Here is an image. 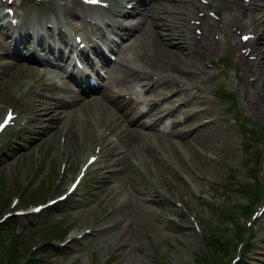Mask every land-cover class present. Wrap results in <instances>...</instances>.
I'll return each mask as SVG.
<instances>
[{
  "label": "rangeland",
  "instance_id": "374dc122",
  "mask_svg": "<svg viewBox=\"0 0 264 264\" xmlns=\"http://www.w3.org/2000/svg\"><path fill=\"white\" fill-rule=\"evenodd\" d=\"M2 1L5 5L11 4L7 0ZM42 1V7L31 5L17 10L26 15L32 11L44 13L57 8L60 13L63 0ZM64 1L67 10L74 4L73 0ZM226 2L214 0L212 6L204 7V11L214 19H224ZM179 3L183 2L156 0L150 11L153 17L151 26L156 31L153 34L148 32L143 21L138 29L133 30L138 33L129 41L126 51H150V37L157 36L163 44L167 43L168 49L177 50L172 55H165L166 59L181 62L182 56L185 67H190L193 60L188 46L184 49L187 53L181 54L178 49V44L188 36L185 13L183 9L174 7ZM212 10H217L221 16L214 17L210 14ZM73 16L75 24L83 29L85 18L78 13ZM205 17L210 20L208 29L217 27L214 20ZM246 19H249V23L245 21L247 28L251 17L247 15ZM6 33L7 29L0 27L1 41H5ZM235 39L237 37L232 36L228 29L219 25L208 45L209 51L204 55V65L210 70L206 76L179 73L189 81L186 84L192 95L200 87L198 94L201 101L183 103L180 110L191 115L195 119L193 123L201 128L198 136L186 138L198 141L195 148L199 151L187 150L189 153L169 156L168 162L158 160L156 166L142 164L138 168L133 166L134 161L130 171L117 174L116 177L123 178V191L137 189L142 192L139 201L128 199L123 206L117 203L112 208L117 179L111 180L109 173H104L100 182L106 187L95 194L96 181L90 173L74 199L45 209L54 212L49 213L47 218L38 214L34 215L35 220L25 221L23 219L32 214L30 209L33 206L46 203L66 191L79 172L78 163L84 161L82 157L86 150L75 138L76 146L70 158L65 161L64 154L60 159L58 142L63 121L58 124L55 113L52 118L37 120L19 131L16 125L11 127L13 135L19 134L16 137L19 142L14 145L8 144L10 141H5L8 134H3L0 137V228L8 225L7 222L17 215L14 210L23 209L29 213L18 215L23 221L17 227L11 226L6 230L0 241V264H264V214L261 215L264 207V101H261L260 110L253 109V105L249 107L251 97L254 99L249 90L257 89L256 83L261 84L260 95H264V73L253 77L248 92L244 91L243 79L237 74L239 61ZM261 43L264 45V39ZM229 45L233 46L235 54V64L230 63V69L225 55ZM152 47L156 49V44ZM10 56L0 50V109L3 113L4 103L8 102L19 109L24 118L32 117L34 121L38 116H32V106L24 102L26 98H31L29 91L19 94L20 97L16 94L18 90L24 91L26 81L39 77V72L22 59ZM188 58L190 61L186 60ZM146 59L149 56L138 60L137 66L147 63L146 67H153ZM119 73L123 75V81L140 78L138 74L127 77L123 70ZM172 73L178 75L174 71ZM115 80L113 77V82ZM218 85L235 88L236 101L232 106H229L231 98L216 96ZM181 86L180 92L183 91ZM32 88L38 89L36 84ZM107 91L112 93L109 89ZM40 99H43L41 94L34 98ZM238 108L249 119L245 117L242 118L244 121H240L236 117ZM188 125L185 123V127ZM90 131H94L92 127L86 132ZM23 135L25 137L21 140ZM71 140L69 137L67 147ZM94 144L86 146L93 148ZM143 152L151 151L146 148ZM130 153L134 155L132 150ZM152 179L157 182L153 183ZM239 184L241 188H238ZM160 191L167 193L169 198L161 197ZM123 194L120 192V195ZM97 213L100 214L99 220ZM116 222L120 225H114ZM88 229L91 231L86 233ZM16 233L21 235L18 251L12 240ZM60 234L64 236L52 239ZM72 236L76 238L70 240ZM118 250L120 254L114 255Z\"/></svg>",
  "mask_w": 264,
  "mask_h": 264
},
{
  "label": "bare ground",
  "instance_id": "6f19581e",
  "mask_svg": "<svg viewBox=\"0 0 264 264\" xmlns=\"http://www.w3.org/2000/svg\"><path fill=\"white\" fill-rule=\"evenodd\" d=\"M106 1L109 2V6L108 7L99 6V5L98 6L100 8H102V9L109 10L111 13H113V12H116V13L121 12V11H123V9L125 7L124 6L125 0H118L116 2H111L112 0H106ZM199 1L200 0H186L183 3H179V6H175L174 5V7H179V8H182L183 9L185 7V5H186V2H189V8H188L189 12H188L187 15H189V19L191 18V20H192V18L195 17L193 14H196L197 8L201 7V4L199 3ZM209 1L211 2V0H209ZM155 2H156V0H153V2H152L153 7L155 6ZM179 2H181V1H179ZM254 3H255V7L251 8L250 3L246 2L245 0H228V3L226 4V8L228 10L233 11V7H235L237 9V12L234 13V14H232L224 22V25L226 27H229V28H234V29H236V28H246V22L245 21H246L247 15H249L251 17V19H252V24H253L252 30L251 31H243L242 33L254 32L257 35V39L258 40H256V43L255 44L253 43L254 46L252 44L249 47L250 48V52H251V49L253 48L254 51L257 53V59L254 60V61H251L250 60V57H249L250 54H246V52L243 51V48L245 46H247L248 42H250L252 38H249V40L247 42H245V43L242 40H236V43H234V44H236V50H237V52L240 53V55H239L240 64H241V67L240 68H241V70L243 72L244 77L247 80V83H249L248 81H250L251 78H252V76H253V73H251L252 72V65L251 64L254 65V70L259 75H261L262 73H264V46H263V44L260 43V41L262 40V38L264 36V18H263V14L261 13V11H263V10L260 8V6L257 4L256 1ZM169 5H171V4H169ZM77 7L84 14H88V10H90L91 8H94L92 6L85 7V6H82V5H79ZM253 9H256V11H260V12H257V14L255 15V21L253 20V12H252ZM92 15L93 16H96V13H93ZM99 18L102 19V20H104V17L102 15H100ZM196 18H198V17H196ZM201 18H202L203 24L206 27V30L204 32V35L210 37L213 34V31L216 29V26H213L211 29H208L207 28V25H209L210 20L207 19V17H201ZM48 20L51 21L50 19H48ZM30 21L33 24L37 23L36 27H34V28L31 29L29 27H26V26L20 25V24L16 25L15 27H11V29H13V30L10 31V35L14 38V41H15V43L17 45L27 44V43H29L31 41L42 42L43 39L45 38V35L46 34H49V32L51 31V28L49 26L45 25L43 23V21L40 20V19H34L33 17H30ZM106 22L115 24L117 22V18H115L114 16H110L109 19L106 20ZM194 24H195V22L194 23H191V24H189L187 26L188 31H192V29L194 28ZM212 24H214V23H212ZM131 26L135 27V26H138V24L137 25L132 24ZM14 28H15V30H14ZM198 37L199 36L197 34H195V38L193 39V42H194L195 45L200 46L199 42L201 41V39H199ZM183 40H184V42L178 44V49L182 52L181 53L179 51L181 54L187 53L186 51H184V49H185V47H187L188 45L190 46V44H191V42L189 41V37L188 36L184 37ZM154 44H156V49H157V52H158V56L160 57L161 63L165 64L163 66V68H167L168 67V68H173V69H176V70L179 69V68L180 69L181 68L182 69L183 68L184 69L187 68V67H185V64L183 63L184 59H183L182 56H180V61L181 62H173V61H170L169 59L168 60L166 59V56L167 55H172L173 52L174 51H177V50H174L173 51L171 49H168L167 48L168 46L166 45L167 43H164L163 44V42H161V41L158 40L157 36H155V37L152 36V38L150 37V45H151V47ZM188 50H189V48H188ZM200 50L203 53V50H202L201 46H200ZM194 56H195V54L192 53L191 59L193 61H191V66H190L189 71H193L192 68L195 67L194 66L195 65L194 64V61H195ZM150 71H152V70H150ZM138 76H140V78H142V77L144 78L145 77L144 74H139V73H138ZM146 78L148 79V82L149 83L155 82L157 85L159 83H163L164 84L165 82L174 83V86H175V88H177V90H181L182 89L181 79H180V81H177L179 79L177 76H169V75H165L163 73H160V75L154 76V73H153L152 75H149ZM135 80H137V77L131 79L129 82L130 83H134ZM167 89H169V88L167 87ZM262 89L264 90V80H263V83H262ZM108 92L107 91H104L102 93V95H103L104 98H108ZM153 92H157V91H153ZM112 95L113 94L109 92V96H112ZM253 97L255 98V102L258 103V104H260V102L262 101V97L260 95V92L257 91V90H254ZM95 100H96V98L93 101H95ZM87 102H89V101L87 100L85 103H87ZM31 103H32V106L36 110H38V109L44 110V107L46 106V103L47 102L44 99H40V100H34V99H32ZM146 111L149 112V115L151 117V120L149 121L148 119H144L145 122H143V124L146 125V126H149L150 128L152 127L154 129V131H147L146 133L149 135L150 138L152 137V135H155V137L159 140V142L157 143V142L153 141V146H150V144L148 143L149 144V147L151 148L150 149L148 147V145L145 146L144 143H142V141H141V139H142L141 133H139V131H137V130H135L136 133H133V138H135L137 140V146L140 145L143 148V151L144 150L146 151V148L149 149L150 151H152V150L155 151L158 148L163 147V139L167 137L166 136L167 133L164 132V131H162V132L157 131V129H156L157 128L158 121L163 116H160L158 112L152 110L151 108H147ZM15 122H16V119H15V117H13L8 122V124H12V123H15ZM173 133H174V131L171 132V134H173ZM76 134H77V132L74 131V130L69 131L68 136L72 140L70 141L71 144L67 148L70 149L71 147L76 146L75 141H74L75 138H76ZM149 142H150V140H149ZM94 143H96L95 138H94V133H92V132L90 134L88 133V135H86V140L83 142V145H89V144L90 145H93ZM170 149H172V145L169 146V150ZM103 152H104V155H106V156L109 153L106 150H104ZM144 153H146V152H144ZM133 159L134 158H132L131 156L128 157V163H127V165L130 168H132L131 166L134 164V160ZM113 165L114 164H106V167L109 168L110 166H113ZM114 169L117 170V168H114Z\"/></svg>",
  "mask_w": 264,
  "mask_h": 264
},
{
  "label": "trees",
  "instance_id": "16d2710c",
  "mask_svg": "<svg viewBox=\"0 0 264 264\" xmlns=\"http://www.w3.org/2000/svg\"><path fill=\"white\" fill-rule=\"evenodd\" d=\"M10 228H11V225H8V226L2 228V231H0V237H2L6 233V230H9ZM20 237H21L20 234H14L12 236V240L14 241V245L13 246H14L15 250H17L18 246L20 245V241H21Z\"/></svg>",
  "mask_w": 264,
  "mask_h": 264
},
{
  "label": "snow or ice",
  "instance_id": "6c2138e0",
  "mask_svg": "<svg viewBox=\"0 0 264 264\" xmlns=\"http://www.w3.org/2000/svg\"><path fill=\"white\" fill-rule=\"evenodd\" d=\"M244 39H247V37H244ZM12 119V114L9 113L8 119L4 121V124H7ZM4 125L0 124V128H2Z\"/></svg>",
  "mask_w": 264,
  "mask_h": 264
}]
</instances>
